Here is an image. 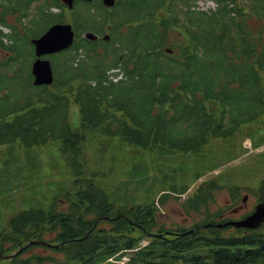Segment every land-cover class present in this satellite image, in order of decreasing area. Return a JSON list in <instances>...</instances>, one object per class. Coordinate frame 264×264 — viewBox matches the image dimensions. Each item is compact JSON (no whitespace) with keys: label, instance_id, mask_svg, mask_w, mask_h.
<instances>
[{"label":"trees","instance_id":"16d2710c","mask_svg":"<svg viewBox=\"0 0 264 264\" xmlns=\"http://www.w3.org/2000/svg\"><path fill=\"white\" fill-rule=\"evenodd\" d=\"M32 1L0 0V23L7 25L10 13L27 17ZM197 1L117 0L94 13L79 3L72 14L78 41L53 57L56 80L48 87L32 86L28 37L64 16L38 8L21 40L8 36L6 45L0 39V51L8 54L0 61V145L58 139L79 175L90 126L103 124L108 134L163 153L197 151L258 119L264 114V0H214L216 8L208 11L197 9ZM106 27L107 41L81 38ZM117 65L124 80L106 83V72ZM72 103L81 111L76 128L67 117ZM73 183L79 188L66 194L67 211L54 205L8 219L0 232V264H115L109 259L124 256L125 264H264V226L231 239L205 227L169 234L154 204L116 206L93 179ZM205 184L210 197L217 181ZM142 240L147 245L139 247ZM35 248L44 252H30Z\"/></svg>","mask_w":264,"mask_h":264},{"label":"rangeland","instance_id":"374dc122","mask_svg":"<svg viewBox=\"0 0 264 264\" xmlns=\"http://www.w3.org/2000/svg\"><path fill=\"white\" fill-rule=\"evenodd\" d=\"M45 1L50 0H38L30 5L23 25H28L29 19L37 16L40 4ZM197 5L207 9L214 7L215 3L199 0ZM51 11L58 13L60 10L53 7ZM7 18L8 24L15 25L14 16ZM17 28L20 34L22 29ZM0 29L7 34L11 31L4 26ZM6 56L4 51L0 52L1 61ZM80 119V106L72 103L68 110L70 126L77 127ZM104 128L102 124L87 129V141L83 145L87 151V174L78 175L79 169L61 156L58 139L31 147L18 142L0 145V232L11 217L30 209H50L56 199L55 209L66 211L68 204L60 195L78 190L79 186L73 183L77 177L93 179L108 194L110 202L123 207L152 204L161 194L179 193L185 187L193 188L186 195L190 198L202 180L209 182L213 178L230 193L245 189L258 191L263 185L264 125L245 124L232 136L213 139L197 151L170 153L141 149L121 140L119 135L108 134ZM248 138L249 146L246 144ZM226 189L220 188L214 193L215 202L208 206L210 213L220 211L230 199ZM250 193L256 197L254 192ZM169 197L163 205L160 204L157 213L158 222L165 229L191 228L205 218L186 212L183 197ZM253 197H249V204ZM223 232L227 234L225 229ZM52 238L50 236L47 240ZM30 252L44 251L35 248Z\"/></svg>","mask_w":264,"mask_h":264},{"label":"water","instance_id":"95a60500","mask_svg":"<svg viewBox=\"0 0 264 264\" xmlns=\"http://www.w3.org/2000/svg\"><path fill=\"white\" fill-rule=\"evenodd\" d=\"M103 1L108 6L113 3V0ZM72 40L73 32L71 30V26L62 24L51 26L40 38L32 40L35 55L38 57L32 66L34 85H49L53 81L52 69L49 61L41 60L40 57L42 55L52 54L66 49L72 44ZM263 219L264 206L259 205L256 209V212L252 216L238 222L237 226L255 228L262 222Z\"/></svg>","mask_w":264,"mask_h":264},{"label":"flooded vegetation","instance_id":"af4514ba","mask_svg":"<svg viewBox=\"0 0 264 264\" xmlns=\"http://www.w3.org/2000/svg\"><path fill=\"white\" fill-rule=\"evenodd\" d=\"M227 220H230V219L227 218Z\"/></svg>","mask_w":264,"mask_h":264}]
</instances>
